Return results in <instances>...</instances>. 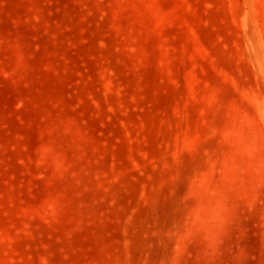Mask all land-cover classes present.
<instances>
[{
  "label": "rangeland",
  "instance_id": "1",
  "mask_svg": "<svg viewBox=\"0 0 264 264\" xmlns=\"http://www.w3.org/2000/svg\"><path fill=\"white\" fill-rule=\"evenodd\" d=\"M0 264H264V0H0Z\"/></svg>",
  "mask_w": 264,
  "mask_h": 264
}]
</instances>
